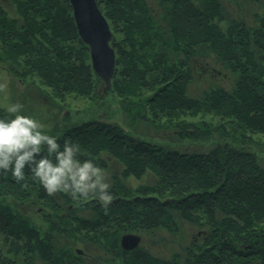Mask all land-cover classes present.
I'll return each mask as SVG.
<instances>
[{
	"label": "trees",
	"instance_id": "1",
	"mask_svg": "<svg viewBox=\"0 0 264 264\" xmlns=\"http://www.w3.org/2000/svg\"><path fill=\"white\" fill-rule=\"evenodd\" d=\"M96 1L113 33L110 87L69 0H0V64L65 109L46 128L94 155L113 193L102 207L49 194L27 166L23 181L0 169V264H264V0H248L253 23L224 0ZM196 78L210 80L199 95ZM115 104L130 126L176 138L111 120ZM125 233L142 241L125 250Z\"/></svg>",
	"mask_w": 264,
	"mask_h": 264
},
{
	"label": "clouds",
	"instance_id": "2",
	"mask_svg": "<svg viewBox=\"0 0 264 264\" xmlns=\"http://www.w3.org/2000/svg\"><path fill=\"white\" fill-rule=\"evenodd\" d=\"M22 109L20 102H12L0 114V169L11 170L12 177L23 181L27 166L49 194L63 191L73 199L92 195L106 207L113 193L96 157L81 159L78 143L65 138L61 144L58 134Z\"/></svg>",
	"mask_w": 264,
	"mask_h": 264
},
{
	"label": "rangeland",
	"instance_id": "3",
	"mask_svg": "<svg viewBox=\"0 0 264 264\" xmlns=\"http://www.w3.org/2000/svg\"><path fill=\"white\" fill-rule=\"evenodd\" d=\"M242 4V9L239 10V7L235 2V0H224L223 4L227 10L228 16L237 17L238 15H242L247 21L253 23V11L260 10V8L254 3H250L248 0H238ZM220 83H226L221 78H212ZM210 80L203 79H195L188 86V89L194 93L195 95L201 94V91L205 89ZM20 102L23 105L22 111L27 114H31L39 119L46 127L50 126L52 119L54 116L56 118H60L62 114L65 112V109L58 110L51 101H48L45 98V93L39 90L32 85H27L13 77L5 65L3 63L0 64V105L6 106L12 102ZM114 116L111 117V120L118 119L122 125L125 127H130L133 132H137L138 134H142L147 138L153 137L158 141H170L171 138L175 137L176 134L173 133V129H168L165 131H157L152 127H147L145 124L137 123L135 126H130L129 121L126 116L119 110L117 104L113 106ZM178 144L182 147L186 146H201L206 147L209 145L210 141H206L207 143H200L192 141L188 138L177 140ZM254 149L258 150L261 153H264V145H257ZM111 167L115 168L116 166L111 165ZM106 176L108 177V173L106 172ZM131 182L133 184L138 183L139 181L131 178ZM142 240H140L141 242ZM38 264H41L38 262Z\"/></svg>",
	"mask_w": 264,
	"mask_h": 264
},
{
	"label": "water",
	"instance_id": "4",
	"mask_svg": "<svg viewBox=\"0 0 264 264\" xmlns=\"http://www.w3.org/2000/svg\"><path fill=\"white\" fill-rule=\"evenodd\" d=\"M69 1L80 37L89 47L92 67L110 87L116 64L115 49L110 43L113 36L110 25L96 0ZM140 240L139 234L125 233L120 242L123 249L131 250Z\"/></svg>",
	"mask_w": 264,
	"mask_h": 264
}]
</instances>
